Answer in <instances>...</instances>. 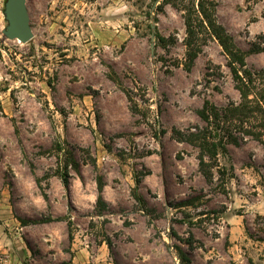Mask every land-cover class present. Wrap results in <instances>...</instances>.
<instances>
[{
    "label": "rangeland",
    "instance_id": "374dc122",
    "mask_svg": "<svg viewBox=\"0 0 264 264\" xmlns=\"http://www.w3.org/2000/svg\"><path fill=\"white\" fill-rule=\"evenodd\" d=\"M5 1L0 264H182L178 248L183 264H264V116L240 129L229 114L241 99L199 0H26V44L2 34ZM204 1L264 106V0ZM205 102L237 145L201 120ZM203 131L225 151L202 169L188 138Z\"/></svg>",
    "mask_w": 264,
    "mask_h": 264
},
{
    "label": "trees",
    "instance_id": "16d2710c",
    "mask_svg": "<svg viewBox=\"0 0 264 264\" xmlns=\"http://www.w3.org/2000/svg\"><path fill=\"white\" fill-rule=\"evenodd\" d=\"M211 5V6H210ZM192 11H186V16L184 20L185 31H186V46L188 48L186 56H187V68L193 63L196 58L197 51L194 48V38L196 37V33L198 32V28L200 24L195 23V20L192 17ZM197 12L204 20L206 27L210 34L217 40L218 44L221 46L223 52L229 59V67L232 72V76L236 85V90L239 93L241 102L234 108H231L229 114L231 117L238 119V124L240 125V129L243 128V123L248 121V117L257 113L264 116V106L261 105L262 96L255 98H250L251 95L254 94L256 96L255 91L257 90V86L255 81H258V75L252 74L248 70H241L245 67L244 56L237 48H235L233 40L230 36H228L225 30L219 26L213 17V6L212 4H208V2L204 0H199L197 2ZM238 66V68L236 67ZM198 115L202 121L207 123L208 127L212 130L218 132L221 131L222 134L226 135V140L229 143L237 145L236 139L233 137L232 133L225 128H219V125H223L227 120V116L224 113H219L213 106L209 105L208 102H205L202 109L198 111ZM215 125V127H214ZM209 128H206L205 131H209ZM211 132H204L191 134L189 135L188 141L194 143L200 151L199 164L201 168H205L207 164L204 162V157H207L209 160H212L216 157L217 152L219 150L225 151V148L221 142L223 137H220L217 142L211 140L210 137ZM243 133L253 137L255 140L260 141V133H254L253 131H244ZM206 176L211 177L210 172L206 171ZM64 185L67 184V180H63ZM103 185L101 182H98L97 186V204H103L102 198ZM178 258L180 262L183 264L187 261L185 255L178 248Z\"/></svg>",
    "mask_w": 264,
    "mask_h": 264
},
{
    "label": "water",
    "instance_id": "95a60500",
    "mask_svg": "<svg viewBox=\"0 0 264 264\" xmlns=\"http://www.w3.org/2000/svg\"><path fill=\"white\" fill-rule=\"evenodd\" d=\"M7 25L2 34L9 40L26 44L32 37L30 19L26 7V0H6L3 10Z\"/></svg>",
    "mask_w": 264,
    "mask_h": 264
}]
</instances>
